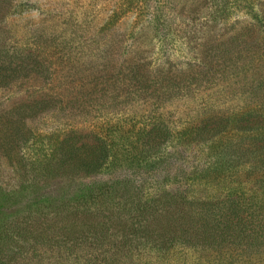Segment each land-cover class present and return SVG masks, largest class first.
I'll list each match as a JSON object with an SVG mask.
<instances>
[{
	"label": "trees",
	"instance_id": "1",
	"mask_svg": "<svg viewBox=\"0 0 264 264\" xmlns=\"http://www.w3.org/2000/svg\"><path fill=\"white\" fill-rule=\"evenodd\" d=\"M121 1L110 30L130 11L162 22L161 0ZM215 5L219 21L236 22L246 7L264 29V0ZM31 8L0 0V141L20 142L24 169L18 187L0 184V264H67L84 247L78 264H264V35L250 42L236 32L233 44L209 45L197 73L174 62L158 69L111 41L103 57L84 59L75 39L14 38L5 24ZM253 69L261 80L233 109L176 121L158 108L137 117L121 105L177 100ZM69 213L87 217L85 228L43 224ZM185 250L209 256L190 261Z\"/></svg>",
	"mask_w": 264,
	"mask_h": 264
},
{
	"label": "rangeland",
	"instance_id": "2",
	"mask_svg": "<svg viewBox=\"0 0 264 264\" xmlns=\"http://www.w3.org/2000/svg\"><path fill=\"white\" fill-rule=\"evenodd\" d=\"M218 1L221 0H161L158 4L160 8L156 10L152 7L150 10H156L155 14L162 18L161 23L150 20L154 17V12L139 20L137 11H130L125 15L121 13L117 27L115 26L114 30H110L106 20L111 11L120 6L121 0H28L32 8L22 15H12L11 18L13 19H9L5 27L9 30L10 35L15 36L14 38H17V35L24 40H33L34 37L38 38L39 34L44 43L52 37H57L59 42L63 39H75L74 47L76 49L82 44L84 46L80 50L84 59L91 56L92 59H96L98 56L103 57L104 47L102 44L111 41L115 43L118 52L122 53L127 49L128 54L147 58L158 69H164L165 66L170 68V62H174L179 64L173 67L174 70L192 67L188 71L197 73L202 69L205 58L204 49L209 45L216 46L222 42H227V45L233 44L239 41L238 39L231 40L233 39L231 36L236 32L250 42H252L253 36L261 37L264 35V29L260 27V35L257 32L259 27H257L256 21L250 15L244 14L246 7L242 8L241 14L236 15V22L219 21L217 19L218 14L215 12L216 7H218L215 4ZM21 37L20 40L22 41ZM90 39L98 40L99 47L96 45H94L96 48L88 46ZM226 44L221 46H226ZM238 49V47H234L233 51L238 53ZM252 53H255V50L253 52V47H250V55ZM245 56L249 55H244L241 58V65L243 59L245 61L250 60V57L247 59ZM90 62H87L88 69L91 68L86 74V79L89 76L92 78L93 75L89 74L95 70L91 69L98 65L93 61L95 65L92 66L93 64ZM261 63H264V59L259 64ZM85 68V66L82 67V69ZM262 75L263 72L258 73L256 69L247 70L242 74L231 72L226 80H220L219 84L210 88H204V85L202 87L196 86L192 94L177 98V100L165 102L158 100L152 102L138 101L134 105L125 106L126 103H121V105L128 114H134L137 117L141 114L150 113L154 108H158V112L170 115L176 121L189 117H200V113L205 108H212L213 113H216L243 105V100L248 98L246 90H250L254 84L258 83ZM5 93L1 90L0 96L3 97ZM4 112L5 107L0 110V114H4ZM92 122L93 117L89 116L88 122L83 123L82 127L85 126L84 132L86 134L90 129L88 128L89 123ZM18 145L20 146V142L16 140L0 141V184L8 189L18 187L24 175L21 161L22 151ZM33 177L31 173L27 176L29 180H32ZM50 182L52 185L55 183V181ZM82 217L83 215L69 213L67 216H61L54 220H44L43 224L49 229H55L54 231L64 225L67 228L72 226L85 228L84 225L87 224L88 218ZM84 248L85 250L82 252L79 249L72 255L71 260L76 258L77 261L71 263L67 261V264H78L81 260L85 261L84 254L88 249ZM235 251L233 253L237 257V253L240 251H236L237 253ZM184 252L189 254L188 257L192 259L190 261L199 258L196 256H209L205 252L196 254L188 250ZM129 253H125L127 255L125 259L129 257ZM211 254L216 258V252ZM229 254L231 255V250ZM50 259H47L43 264H51Z\"/></svg>",
	"mask_w": 264,
	"mask_h": 264
}]
</instances>
